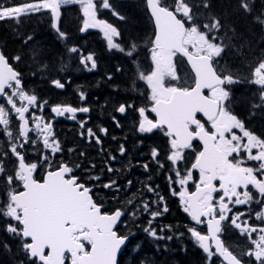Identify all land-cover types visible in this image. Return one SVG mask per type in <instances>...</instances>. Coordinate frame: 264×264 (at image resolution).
I'll return each instance as SVG.
<instances>
[{"label":"snow or ice","instance_id":"snow-or-ice-1","mask_svg":"<svg viewBox=\"0 0 264 264\" xmlns=\"http://www.w3.org/2000/svg\"><path fill=\"white\" fill-rule=\"evenodd\" d=\"M137 3L152 25L146 41L102 18L106 10L128 21L115 0H0V24L10 26L0 36V251L10 264H122L130 251L155 264L139 232L156 252L189 239L202 264H264V133L249 127L264 119V0H224L219 9L214 0ZM72 8L76 31L98 30L118 61L102 78L117 97L101 105L108 127L88 126L83 86L78 105L50 103L20 67L30 49L33 76L67 70L45 61L28 30L35 19L64 43L60 63L75 57L82 71L98 69L96 53L65 27ZM9 41L20 44L15 54ZM49 82L63 90L71 79ZM60 117L76 122L81 145L68 147L55 131ZM126 122L135 155L128 135H111ZM109 135L115 149L105 147ZM172 199L185 221L158 223ZM229 232L246 243L233 247Z\"/></svg>","mask_w":264,"mask_h":264},{"label":"flooded vegetation","instance_id":"flooded-vegetation-1","mask_svg":"<svg viewBox=\"0 0 264 264\" xmlns=\"http://www.w3.org/2000/svg\"><path fill=\"white\" fill-rule=\"evenodd\" d=\"M86 52H94L98 57V69L95 72L89 73L86 71H82L79 65H66L67 70L62 72L61 77H63L64 81L71 79L70 84H66L65 89H56L54 86L50 84L49 81H38L36 80V76L32 75L34 67L30 63L29 65H25L24 69L28 70L25 72L26 82L29 89L34 90L40 97L43 99H47L50 103H59V102H69L73 105H78L79 100L77 97V92L83 86L90 93V102L93 107V111L89 114L91 119L89 121V127H96L99 125L108 127L110 126V109L107 111H103L101 109V105L104 104L105 101H112L117 99L115 94L113 93V85L104 81L102 78L105 76L107 72L111 70V66L116 64V57L114 53H109L105 50V41L102 39V36H85L83 41L80 44ZM64 68V66H63ZM76 72V73H74ZM182 75L187 76L188 70L186 62L183 66ZM121 80L123 77L120 78ZM119 83V80L117 81ZM99 84V86H97ZM123 88V85H121ZM135 95L134 93H127V90L121 92V95ZM99 98V99H97ZM137 103H142L143 98L141 97L136 101ZM239 111V109H238ZM51 114L49 113V116ZM80 115L78 114V118ZM243 118L247 119V114L245 113ZM59 126V127H56ZM130 122H126V127L123 131L119 129L112 128L111 135H116L117 137H122L124 135L129 136V141L127 147L131 150L130 155H135L136 153V136L134 133L130 132ZM252 129H255L258 133H264V119H260L257 117L253 119L251 124L249 125ZM55 131L60 135V137L64 140L68 147L79 146L82 144V141L78 137V127L76 122L67 120L63 117L56 118L54 124ZM111 135L105 138L104 144L106 148L115 149L117 144L112 141ZM151 144V141L147 142ZM93 155L95 156V150L91 149ZM135 161H133L134 163ZM139 173V169L136 170ZM135 178V177H133ZM161 182V181H157ZM171 209L173 210V223L179 219L182 212L179 211L178 205L174 199L170 201ZM176 205V207H175ZM185 221V219H184ZM158 223H164L162 220L158 221ZM233 238H229L231 242L238 244H244L246 242L243 241L242 238L237 236L233 232H229ZM227 234V236H228ZM188 244H192L189 239H186Z\"/></svg>","mask_w":264,"mask_h":264},{"label":"trees","instance_id":"trees-1","mask_svg":"<svg viewBox=\"0 0 264 264\" xmlns=\"http://www.w3.org/2000/svg\"><path fill=\"white\" fill-rule=\"evenodd\" d=\"M217 5V9L223 6L224 0H214ZM115 3L118 7H121V10L129 17L127 22L119 21L116 18L112 17L110 13L106 10L102 12V18L107 19L109 22L117 25L122 31H124L125 36L137 35L142 32V36L147 40V37L151 35L152 25L150 21L144 16L143 11L140 7H138L137 0H115ZM77 17L78 13L75 8L69 9L65 13L64 21L65 27L71 32V34L76 37L75 43H79L80 36L76 31L77 28ZM135 26L132 27V26ZM5 28H10L9 25L0 24V36H7L8 33L5 32ZM141 29L139 32H136L135 29ZM134 29V30H133ZM29 31L35 30L37 33L36 44L39 45L40 49L43 51V56L45 61L49 64L55 65L56 68L60 67L63 63H60V58L63 55L64 46L61 41H58L54 33H50L48 27L45 24H38L35 19L31 21V24L28 28ZM128 30V31H127ZM88 36H101L99 32L87 34ZM86 35V36H87ZM20 48L19 43H13L9 41L8 43V52L15 54L16 50ZM22 55H26L27 60L26 63L29 64L34 53L29 49L25 52L21 53ZM143 54V53H142ZM64 65V64H63ZM37 76H45L38 74ZM173 218L170 214L166 216L164 219ZM181 220H184L183 216L179 217ZM164 220V221H166ZM167 220L166 223H172V221ZM141 236V234L139 235ZM185 240L181 241H173L169 243L170 251L168 252H156L154 247V242L151 241L145 235V246L144 254H146L145 258H151L155 261V264H202L201 261V251L195 247L187 248ZM181 244H183L187 251L181 250ZM133 255V256H132ZM132 255H124L122 264H139V258L137 254ZM11 257L3 251H0V264H10Z\"/></svg>","mask_w":264,"mask_h":264},{"label":"rangeland","instance_id":"rangeland-1","mask_svg":"<svg viewBox=\"0 0 264 264\" xmlns=\"http://www.w3.org/2000/svg\"><path fill=\"white\" fill-rule=\"evenodd\" d=\"M135 26H137V25L134 24V26H132V27L135 28ZM133 30H134V29H133ZM140 30H141V29H138V28L135 29L136 32H139ZM127 31H128V30H127ZM139 34H141V36H142L143 33L140 32ZM67 63H68V58H66V59H65V63H63V64H64V67L67 65Z\"/></svg>","mask_w":264,"mask_h":264},{"label":"bare ground","instance_id":"bare-ground-1","mask_svg":"<svg viewBox=\"0 0 264 264\" xmlns=\"http://www.w3.org/2000/svg\"><path fill=\"white\" fill-rule=\"evenodd\" d=\"M13 54V53H12Z\"/></svg>","mask_w":264,"mask_h":264}]
</instances>
